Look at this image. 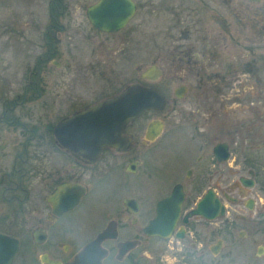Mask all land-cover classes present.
<instances>
[{
	"label": "flooded vegetation",
	"instance_id": "obj_1",
	"mask_svg": "<svg viewBox=\"0 0 264 264\" xmlns=\"http://www.w3.org/2000/svg\"><path fill=\"white\" fill-rule=\"evenodd\" d=\"M97 1L0 0V234L19 242L11 264L20 237L31 248H45L35 262L74 264L106 230L109 236L86 250L96 253L101 264H264L263 0H240L231 20L223 8L229 1L195 0L194 16L204 20L205 12L216 23L215 33L202 27L199 37H193L192 26L197 25L190 0H132V18L144 11L152 18L153 38L168 44L171 68L165 77L155 60L140 77L176 83L171 96L153 83H132L157 89L164 107L145 110L129 122L122 131L123 146H103L93 155L80 150L68 135L70 129L58 126L123 91L121 85L111 93L106 77L103 91L81 92V83L90 88V78L110 70L95 61L97 47L107 51L120 43L123 60V37L116 36L123 27L105 31L88 18V8ZM146 17L137 25L139 47L149 25ZM239 24L249 28L242 44L246 50L230 56L223 50V34L240 40ZM81 45L95 52L91 63H80ZM11 53L35 57L27 80H19L20 66L6 62ZM156 56L160 58L159 50ZM49 68L45 80L33 79ZM226 88H235L233 109L242 117L234 120L230 142L218 139L222 124L209 126L217 115L213 105L206 107L204 123L197 117L201 109L178 106L183 99L196 98V91L202 106L221 101L213 89L220 95ZM173 110L185 113L193 134L174 132L168 140L177 144L172 147L161 142L165 124L160 115ZM150 113L155 116L145 119ZM158 122L161 132L154 136ZM139 126L140 146L149 148L137 147ZM133 151L143 160L133 157ZM150 156L154 165L144 162ZM178 168L181 174L170 176ZM77 213L82 216L58 228L52 239L50 228Z\"/></svg>",
	"mask_w": 264,
	"mask_h": 264
},
{
	"label": "rangeland",
	"instance_id": "obj_2",
	"mask_svg": "<svg viewBox=\"0 0 264 264\" xmlns=\"http://www.w3.org/2000/svg\"><path fill=\"white\" fill-rule=\"evenodd\" d=\"M191 1V11L192 13V20L196 21L197 27L192 26V32L195 34H193V37H199L200 36V31H202V27H208V31H212V32H216V23H215V19L212 18L209 14L205 13V12H201L203 18H205L204 20L199 18L200 15L197 13L194 16V12L196 8V5L199 3H195V0H190ZM230 3L229 4H224L223 8H224V12L226 13V15L228 16V18L231 20L233 18V11H235L234 9L237 8L238 3L240 2V0H227ZM91 2V0H89V3ZM264 2V0H263ZM208 7V6H207ZM211 8V7H208ZM213 9V8H211ZM82 15V14H80ZM145 14L144 11L142 10H138L137 13L134 15V17L129 21V23L123 28V30L119 33L116 34V36L118 37H123V60H121V53H119L118 49L119 47H121L120 43H117V49H111V50H105L104 47L100 46L97 47L96 53V62L98 64H100L102 66V68H105V70L110 69L112 71L109 70V72H105V75L102 77L101 75L98 76H94L93 78H90V88H88L87 86L82 85L81 88V92L83 94H85L87 91H92V92H99V91H103V89L106 88L107 84H103L106 81V77L107 80L109 79V82L112 86L111 89V93H114L118 90V88L121 87V85L124 86L127 84H132L134 82H144V83H153L152 80L147 81V80H143L140 77V74L147 69V67H149L150 65H152L154 63V61L156 60V64H158L164 71V76L165 77H169V75L171 74V68L169 65V56H167L168 54V44L166 43V45L164 43H161V39H156L153 38L154 36V30L153 29V23H151V17H146L148 20L149 25L145 28V39H144V45L142 47L138 46V39H139V31H138V24L145 18ZM143 18V19H142ZM80 19H82V16H80ZM84 19V18H83ZM198 20V21H197ZM201 22V23H200ZM235 24V22H233ZM239 32L236 30L237 35L240 37V40H236L232 37L231 33H224L223 34V38H224V46H223V50L225 53H227L228 55H232V54H236V53H244L246 50V46L242 45L243 41H246L245 39V34L248 32L247 30H249V28L244 27V25L239 24ZM203 32V31H202ZM257 33L255 32V37H257ZM243 39V40H242ZM66 39L63 40V48L66 47ZM70 41V40H69ZM97 42L95 41V44ZM110 46L113 45V43L108 42ZM245 43V42H244ZM246 44V43H245ZM197 45V44H195ZM83 45H81L80 47V51H79V56H80V63L85 62L87 63H91V60L93 59V55L95 52H89V49L87 48V46L82 47ZM93 48V47H92ZM159 50L160 53V58L158 59L156 54ZM34 56H30L29 58L23 57V56H17V55H13V53H11L10 55H7V57H5V60L8 64H10L11 66H20L19 70L21 69V72H17L18 78L20 81H24L27 80V68L31 65H33L34 62ZM90 59V60H89ZM26 60V61H24ZM149 69V68H148ZM152 70V69H151ZM150 70V71H151ZM50 68L47 70V73L45 74L44 70H42L39 75L36 77L34 76L33 79L37 80L38 82H40L41 80H45L49 74ZM5 72V71H4ZM2 71L3 74H7L6 72L4 73ZM15 72H9V74H13ZM155 73V72H154ZM12 78V77H10ZM89 79V78H88ZM82 80V79H81ZM172 80V79H170ZM98 81H102V82H98ZM81 82V81H80ZM87 82H84V84H86ZM176 83V81H172L171 83H169L166 80H162V81H158V82H154L153 85L162 89L167 95L171 96V90H172V86H174V84ZM101 84V86H99ZM88 89V90H86ZM215 90V96L219 99H222L221 101L217 100V102L212 103V104H204V106H202V100L200 99V95H199V91H196L195 93V97L196 98H192V100H188L183 99L182 101L178 102V106L182 107H191V108H199L201 110H199L201 112V116H197L198 120L201 123L203 122V118L206 115V107L208 105H213V108L217 111V115L213 116L212 118V122L209 121V126L210 128H214L215 124H222V128H223V133H221V136H218V139L220 140H228L230 142V140H232L231 138V133H232V128H233V123L234 120L236 119H240L242 118L241 115L238 117V112L236 113V110L233 109L234 106V102L235 97H233V93H237L235 92V88H226L223 89L220 92V95H218L217 89H213ZM106 92H101L99 95L103 96L105 94H107V89L105 90ZM233 91V93H232ZM220 96V97H219ZM70 98V97H69ZM68 99V98H67ZM71 100V99H70ZM87 99H83V102H86ZM194 101H196L194 103ZM211 101H213V99H211ZM81 102V103H83ZM210 102V101H209ZM183 111H186L185 109H183ZM152 113H150L146 118L148 117H152ZM155 116V115H154ZM160 117L163 119L164 121V132H163V137L161 138L162 141L164 142V144L170 145V146H174L177 144H168L170 143L168 140L171 137L172 134H174V132L178 131V134L182 135V136H187L190 137L193 134V130L192 127L190 125L189 122H185L186 120H184L186 118L185 113H178V110L175 111H167L164 112L163 115ZM236 118V119H235ZM144 119V120H145ZM209 126H207L206 129H209ZM178 127V128H177ZM140 128V126H139ZM136 128L135 131V136L137 138V140H139V144H137V147L139 146L144 147V148H149L148 146H140V140L142 139V133H143V128L141 127L140 129ZM221 128V129H222ZM130 131V130H129ZM131 131H133V129H131ZM130 131V132H131ZM207 133H209V131H207ZM215 133V131H211V134ZM219 134V133H218ZM182 138V137H181ZM167 140V141H166ZM189 140V139H188ZM213 141V140H212ZM136 147V148H137ZM142 148V149H144ZM133 153V157L136 158H140L141 160H143L142 156L138 155V152ZM131 154V153H129ZM128 154V155H129ZM127 160L130 157H126ZM144 162H148L151 164H155V159L154 157L150 156L148 158V160L144 161ZM124 163V162H123ZM169 163H167L168 165ZM174 166L172 165L171 169H173ZM145 167H143L142 173L141 175H143L145 177V179L147 178V174L145 171ZM170 176H179L181 174V169L178 168V170H171L170 172ZM137 180V179H136ZM88 204V203H87ZM82 214L81 213H77L74 215H70V216H66L64 217L62 220L59 221V224L56 226H52L50 228V233L52 236V239H56L58 234V228L60 227H66L69 226L68 224H70L72 221L76 220L77 217H81ZM94 216V215H93ZM92 222L94 223V221L92 220ZM9 229L12 231V233L14 234L15 232H17V235H19V232L17 230H13V229H17V226H10ZM98 229V228H97ZM96 232V230L90 234V236H92L94 233ZM77 235H75L76 237ZM90 236H88L87 238H85L84 240L88 239ZM20 241H21V247L19 250V253L17 255V258L15 260L14 264H39L38 262H35L38 259V255L41 253V251H43L45 248L44 247H34L31 248L30 247V243L27 242V240H25V238H21L20 237ZM64 242H66V240H63ZM31 250V255H32V259L30 258V253L29 251ZM34 259V260H33Z\"/></svg>",
	"mask_w": 264,
	"mask_h": 264
},
{
	"label": "water",
	"instance_id": "obj_3",
	"mask_svg": "<svg viewBox=\"0 0 264 264\" xmlns=\"http://www.w3.org/2000/svg\"><path fill=\"white\" fill-rule=\"evenodd\" d=\"M134 11L135 3L132 0H98L88 8L87 15L96 27L113 31L124 27L132 18ZM164 105V96L157 89L133 84L108 100L64 120L59 124L58 129H70L72 132L68 135L80 145V150L94 155L103 146L118 148L123 146L126 140L122 136V131L126 125L145 110H160ZM154 128L155 136L161 132V123L158 122ZM224 146L226 147L225 144ZM109 234L108 230L100 233L95 241L78 254L74 264H101V259L96 253L91 255L87 251L90 247L95 249L97 241ZM18 247L17 239L0 234V264H11Z\"/></svg>",
	"mask_w": 264,
	"mask_h": 264
}]
</instances>
